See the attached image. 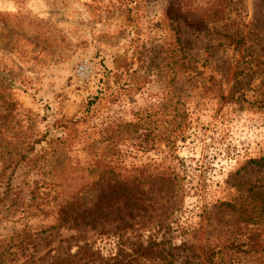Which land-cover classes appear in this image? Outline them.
<instances>
[{"label":"rangeland","instance_id":"1","mask_svg":"<svg viewBox=\"0 0 264 264\" xmlns=\"http://www.w3.org/2000/svg\"><path fill=\"white\" fill-rule=\"evenodd\" d=\"M217 3L0 0V264L151 239L192 245L177 264H264V221L241 219L264 193L259 79L239 96L219 45L239 30L264 58V0L205 25Z\"/></svg>","mask_w":264,"mask_h":264},{"label":"trees","instance_id":"2","mask_svg":"<svg viewBox=\"0 0 264 264\" xmlns=\"http://www.w3.org/2000/svg\"><path fill=\"white\" fill-rule=\"evenodd\" d=\"M225 0H219L217 5L208 9V19L204 20L205 25L208 23H220L227 19L226 12L223 8ZM229 19V18H228ZM230 25L227 23L226 27ZM239 30H236V35L224 34L227 40L220 41V46H231L240 54V59L236 64L235 69V88L239 96H247L243 88V79L246 74H254L259 79L257 88L255 89L257 98L254 100L257 108L264 109V58L258 54L253 45L247 44L242 36L239 35ZM178 46L183 49V43L180 36L176 37L175 41ZM185 49V48H184ZM32 149V147H31ZM19 154L18 159L14 164L16 169L21 159L25 160L27 156L25 152ZM253 163L257 164L259 168L264 166V158L253 159ZM8 164L5 162L0 178L6 177V183L10 185L11 177L15 171H8L12 167L11 161ZM255 191L254 186H252ZM249 206L246 209L247 217L241 219L249 226L257 225L261 221H264V193L259 191L252 192L251 199L247 201ZM251 205V206H250ZM252 246L255 245V238L250 239L248 242ZM245 244H237L235 242L231 244V247H235L238 251H242L245 248ZM61 247L57 248V252L48 261L42 259L39 264H177L181 256V253L189 252V249H194L192 245L183 243L181 245H174L172 242L166 239H151L148 242H130L129 245L122 246L119 252L113 256L107 257L101 254L100 251L95 250L88 244L78 246L76 252L71 253L68 251H62ZM186 262H191L188 254L186 255ZM23 264H32L25 262Z\"/></svg>","mask_w":264,"mask_h":264}]
</instances>
